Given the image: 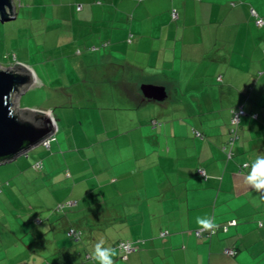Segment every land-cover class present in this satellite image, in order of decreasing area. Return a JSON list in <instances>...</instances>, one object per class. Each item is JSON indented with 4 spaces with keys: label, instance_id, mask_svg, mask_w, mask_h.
<instances>
[{
    "label": "crops",
    "instance_id": "1",
    "mask_svg": "<svg viewBox=\"0 0 264 264\" xmlns=\"http://www.w3.org/2000/svg\"><path fill=\"white\" fill-rule=\"evenodd\" d=\"M125 1L108 14L109 53L89 58L73 91L58 86L61 102L76 92L90 108L32 107L52 115L57 134L49 148L39 143L6 162L23 176L4 191L0 264H97L100 239L116 251L114 264H264V191L244 178L264 155V27L250 12L264 19V0H168L164 9ZM123 44L133 58L112 52ZM238 104L246 115L228 158ZM36 161L42 168L31 175ZM29 174L42 182H23ZM66 200L74 203L58 209ZM204 215L217 227L237 223L197 235ZM116 223L114 238L107 230ZM68 227L83 238L74 242ZM121 240L133 246L126 258ZM226 246L237 254H224Z\"/></svg>",
    "mask_w": 264,
    "mask_h": 264
},
{
    "label": "rangeland",
    "instance_id": "2",
    "mask_svg": "<svg viewBox=\"0 0 264 264\" xmlns=\"http://www.w3.org/2000/svg\"><path fill=\"white\" fill-rule=\"evenodd\" d=\"M12 2L15 6V17L0 21V64L12 66L14 62H20L27 67L30 66L39 78L37 81L35 78L28 89L20 94L18 108L25 106L44 108L51 104L56 110L62 107V104H68V108L75 111L89 109L88 98L78 100L76 92L74 100L65 98V101L61 102L62 99L56 97L59 92L58 86L63 85L66 91H73L71 78L81 75L85 78L89 58H100L109 53L110 48L104 42L111 21L108 14L110 10H122L126 1L12 0ZM167 3L168 0H134L128 9L131 7L164 9ZM78 4L80 7H76ZM122 46L121 50L114 49L112 52L133 58V53L128 51L131 49H128L126 44ZM142 56L144 58V55H140L141 58ZM80 65L81 69H78ZM56 134L57 130L53 140ZM34 164L32 165L34 171L29 173L38 175L42 166L40 164L37 167ZM10 165L0 164V218L8 214L6 208L9 198L4 192L7 185L22 183L23 172L12 171ZM30 174L24 176L23 182L30 184L31 181L26 180L31 177L38 184L42 182L39 176ZM22 197L20 196V201L31 200ZM1 222L0 220V233L9 226ZM118 225V223L111 225V231L107 230L108 235L116 238L121 232ZM106 227L108 224H103L102 228Z\"/></svg>",
    "mask_w": 264,
    "mask_h": 264
},
{
    "label": "water",
    "instance_id": "3",
    "mask_svg": "<svg viewBox=\"0 0 264 264\" xmlns=\"http://www.w3.org/2000/svg\"><path fill=\"white\" fill-rule=\"evenodd\" d=\"M12 0H0V21L15 17ZM35 72L20 62L0 64V164L9 162L53 133L44 109L18 108L19 96L34 82Z\"/></svg>",
    "mask_w": 264,
    "mask_h": 264
},
{
    "label": "built area",
    "instance_id": "4",
    "mask_svg": "<svg viewBox=\"0 0 264 264\" xmlns=\"http://www.w3.org/2000/svg\"><path fill=\"white\" fill-rule=\"evenodd\" d=\"M251 13L253 15H256L255 11L254 10H251ZM171 17L172 18H176L178 17V13H177V10L176 9H172L171 11ZM262 19L261 18H258L256 19V23L257 24H262ZM245 115V110H244V107L243 105H238L235 109H233L231 111V116H230V126H229V129H228V137H227V140L225 141V145H224V149L226 150V155L227 157H231L234 153V147H235V142H236V139L238 138V129H239V126H240V120H241V117ZM254 116H256L254 114ZM53 122H54V125H55V121L54 119H52ZM196 135H200V133L198 131H194ZM54 131L52 134H50L48 137H46L43 141L40 142L41 145H43L44 147L46 148H49L50 146V142L51 140H53L54 138ZM41 164L40 161H37L34 165L39 167ZM198 172L203 176L205 174L204 170L203 169H198ZM74 203L73 200H66L64 202H61L57 205V208H62L66 205H72ZM36 222H40V219L39 218H36L35 219ZM232 224H235V220H231L227 223V225H232ZM227 228V226L224 227V230ZM205 232L206 235H208V233H213L214 229H211V230H208V229H202V230H196L195 233L197 235H201V233ZM166 231H163L161 234H165ZM67 235L72 238V240L74 241H79L81 236H82V231L76 227H70L68 230H67ZM117 247L119 248V250L121 251L122 253V257L123 258H126L127 257V254L132 250V243L128 240H121V241H118L117 242ZM226 252H230L231 249L227 248L225 249ZM87 256L89 257V255L87 254Z\"/></svg>",
    "mask_w": 264,
    "mask_h": 264
},
{
    "label": "clouds",
    "instance_id": "5",
    "mask_svg": "<svg viewBox=\"0 0 264 264\" xmlns=\"http://www.w3.org/2000/svg\"><path fill=\"white\" fill-rule=\"evenodd\" d=\"M244 178L251 188L264 191V155L257 156ZM195 219L196 223L204 229L211 230L217 227L214 219L209 218L207 215L197 216ZM105 243L104 239H100L95 243L93 258L97 264H114V257L117 253L113 248L106 247Z\"/></svg>",
    "mask_w": 264,
    "mask_h": 264
},
{
    "label": "trees",
    "instance_id": "6",
    "mask_svg": "<svg viewBox=\"0 0 264 264\" xmlns=\"http://www.w3.org/2000/svg\"><path fill=\"white\" fill-rule=\"evenodd\" d=\"M76 7H80V4H78ZM173 9V8H172ZM172 9H171V11H172ZM175 9V8H174ZM251 10H254L253 8H251ZM251 10H250V12H251ZM171 11H170V15H171ZM255 11V13H256V15H253L252 13H251V15H252V17H253V20H254V24L257 26V27H264V19H263V17L261 16V15H259L257 12H256V10H254ZM178 13V12H177ZM257 17L258 18H261L262 19V24H257L256 23V19H257ZM177 18V17H176ZM175 18V19H176ZM172 19H174V18H172ZM129 40V39H128ZM263 54H264V50H263ZM238 105H243V104H238ZM237 105V106H238ZM236 106V107H237ZM244 107V106H243ZM245 110V109H244ZM254 114L256 115V116H254ZM245 115H246V111H245ZM245 115H243V116H245ZM242 116V117H243ZM252 116L253 117H257V113H252ZM242 117H241V119H242ZM241 121V120H240ZM240 127V126H239ZM56 129V128H55ZM55 131L56 130H54V133H55ZM227 137H228V132H227ZM239 137V136H238ZM238 139V138H237ZM236 139V140H237ZM227 140V139H226ZM224 145H225V143H224ZM248 165V163L246 162V163H243V164H241V168H244L245 166H247ZM208 177V175H207V173H205L204 175H203V178L204 179H206ZM0 188H1V186H0ZM36 219V218H35ZM231 220H235V219H230V220H228V221H226L225 223H223V224H221L220 226H218V227H216L215 229H214V231H213V233H208V235L207 236H211L212 234H215L216 233V231H217V229L218 228H220V230H222V231H227L228 230V228L230 227V226H233V225H236V223H237V221L235 220V224H232V225H227V223L229 222V221H231ZM36 222V221H35ZM225 226H227V228L224 230V227ZM70 227H68V229H69ZM67 229V230H68ZM79 229V228H78ZM81 230V229H80ZM82 231V230H81ZM205 234V233H204ZM72 239V238H71ZM81 239V238H80ZM74 241V240H73ZM80 241V240H79ZM74 242H77V241H74ZM132 248H133V246H132ZM227 248H229V249H231V251L230 252H226L225 251V249H227ZM222 252L224 253V254H226V255H229V256H235L236 254H237V252H238V249H237V247L236 246H226V247H223V249H222Z\"/></svg>",
    "mask_w": 264,
    "mask_h": 264
},
{
    "label": "bare ground",
    "instance_id": "7",
    "mask_svg": "<svg viewBox=\"0 0 264 264\" xmlns=\"http://www.w3.org/2000/svg\"><path fill=\"white\" fill-rule=\"evenodd\" d=\"M48 115V114H47ZM52 119H53V117H52V115H49Z\"/></svg>",
    "mask_w": 264,
    "mask_h": 264
}]
</instances>
